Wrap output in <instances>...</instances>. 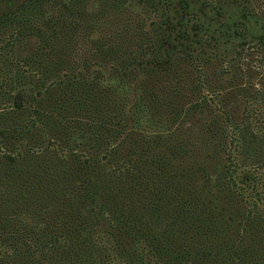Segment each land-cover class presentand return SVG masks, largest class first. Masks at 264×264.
I'll return each mask as SVG.
<instances>
[{
    "label": "trees",
    "instance_id": "16d2710c",
    "mask_svg": "<svg viewBox=\"0 0 264 264\" xmlns=\"http://www.w3.org/2000/svg\"><path fill=\"white\" fill-rule=\"evenodd\" d=\"M260 4L0 0V264H264Z\"/></svg>",
    "mask_w": 264,
    "mask_h": 264
},
{
    "label": "rangeland",
    "instance_id": "374dc122",
    "mask_svg": "<svg viewBox=\"0 0 264 264\" xmlns=\"http://www.w3.org/2000/svg\"><path fill=\"white\" fill-rule=\"evenodd\" d=\"M260 8H259V6H258V8H256V9H261V11H263L264 10V1L263 0H261V4H260ZM255 7H256V5H255ZM133 10L135 11V12H139V9H135V8H133ZM241 51H239V53H240ZM232 54H235L236 55V53H233L232 52ZM240 58H242L241 57V55H236L235 57H234V59H239L240 60ZM243 59V58H242ZM259 59H256V58H254V57H252V58H250L249 59V61H250V63H251V66H252V68H256V67H259V69L262 71V72H264V69H263V66H260V62L258 61ZM224 64H227V62H224ZM208 75H210V74H208ZM205 81V86H204V88L203 89H201V92H202V94H204L205 95V97H208V99H210V102H209V104H210V106H212V109H227V107H229V106H231V104L233 103V101H236V100H227V101H221V100H219L217 97H216V95L219 93V94H224L225 92H222L223 90L222 89H219L218 90V88H216V89H214L215 87H212L211 85H210V83H212V84H217V83H215V79H212V81L210 82V78H209V80H208V78H207V76H206V80H204ZM209 84V86H207ZM218 85V84H217ZM209 87V88H208ZM235 109H246V107L243 105L241 108L240 107H237V108H235ZM259 109H263V108H259ZM145 123V122H144ZM134 125H135V123H132V124H130V126H129V128H126V130H129V129H131V127H134ZM258 125H259V127L262 129V130H264V122L263 121H261V120H259L258 121ZM144 128H146L145 129V134H149V132H151V128H149V127H146V126H144ZM218 169H219V166L218 165H215V166H213L212 168H211V171H210V175L211 176H215L216 175V173H217V171H218Z\"/></svg>",
    "mask_w": 264,
    "mask_h": 264
}]
</instances>
